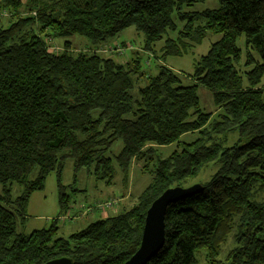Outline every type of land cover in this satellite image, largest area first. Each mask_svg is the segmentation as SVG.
Listing matches in <instances>:
<instances>
[{"label":"trees","instance_id":"trees-1","mask_svg":"<svg viewBox=\"0 0 264 264\" xmlns=\"http://www.w3.org/2000/svg\"><path fill=\"white\" fill-rule=\"evenodd\" d=\"M204 1L0 0V22L8 21L0 26V264L59 258L124 264L139 248L151 203L211 164L217 171L199 194L166 208L163 246L146 264H198L199 252L207 264H219L229 237L227 264H264V201H256L264 192V0H218L216 9L187 11ZM176 22L183 24L176 40H163L176 32ZM128 29L142 35L145 54L156 53L163 41L161 62L179 57L183 40L219 39L183 77L191 80L187 86L166 66L155 65L152 76L142 73L139 52L118 64L73 54L65 41V52L54 55L43 38L78 36L97 49ZM241 36L243 55L236 46ZM198 88L210 93L214 113L200 109ZM186 134L197 139L156 160L136 204L57 237L70 204L61 181L65 162H72L74 175L83 171L106 186L117 168L125 186L133 163L158 148L179 147ZM118 141L122 148L112 157ZM50 175L58 215L23 235L17 228L30 197L44 190Z\"/></svg>","mask_w":264,"mask_h":264},{"label":"rangeland","instance_id":"rangeland-1","mask_svg":"<svg viewBox=\"0 0 264 264\" xmlns=\"http://www.w3.org/2000/svg\"><path fill=\"white\" fill-rule=\"evenodd\" d=\"M218 7V0H205L201 4L194 5L189 8L187 11L201 13L206 10H213ZM8 21L6 19H1L0 26H6ZM176 24L175 33H167L163 37V40L168 37V39L176 40L177 33L181 30L183 24ZM199 26V23L196 24ZM47 44V49L51 48V53L54 55H60L65 52L64 42L67 41L70 44V50L73 54L78 53H91L100 56L103 59H112L118 64H128L132 57V52H139L141 54V72L145 73L147 76H152L156 74V66H166L173 70L179 75V77H187L192 72L193 65L197 60L205 55L210 47V45L216 42L219 39L217 35L208 34L201 42L197 43L193 38L183 40L182 43H179L178 47L184 46V52L181 50V55L179 57H168L165 61L161 62L158 60L159 53L158 50L163 46V41L155 46L156 53H143L141 47L143 46V37L141 34L136 33L133 29H128L115 38L109 40L107 45L103 44L97 49H92L88 43L78 37L72 36L67 39H55L51 36L43 37ZM243 36L236 40V46L242 51L243 55ZM113 43H117V46L123 49L122 54L115 52H109V47ZM69 50V51H70ZM156 61V63H155ZM185 82V85H190L191 80L185 78L182 79ZM142 81L137 82V85L140 86ZM260 87L264 88V76L260 82ZM197 97L199 99L200 109L204 113H214L215 109L212 105L210 93L203 89H197ZM217 113L213 115L212 118H215ZM197 139L195 134H186L180 137L179 147L175 144L161 147L156 149L154 153L146 156L143 161L135 162L131 165L130 173L128 175L127 184L122 185V175L118 172L117 168L115 169V174L111 185L106 186L104 183L95 181L92 177H89L85 172L80 171L76 175L73 174L72 162L69 160L65 162L64 168L62 171V184L65 186V195L67 196L68 201H70L69 206H67L65 214V221L59 220V232L57 237L66 238L70 234L84 229L90 223H93L99 220L101 217L115 215L116 208L112 211L108 210L102 215L101 211H97L96 208L98 205L105 203L109 199H121L127 196L126 202L122 204V209H129L131 205L136 204V199L144 188L150 183L152 178V173L154 170V165L158 158L164 159L174 151H179L182 144H189ZM234 141V138L230 137L228 144L231 145ZM122 148V143L120 141L116 142L110 150V156H116ZM114 165V164H113ZM115 167V165H114ZM142 167H145L144 169ZM217 171L215 165H208L204 167L198 176L189 180L183 185L184 188H188L193 185H206L210 178ZM19 189L14 186L12 188L11 195L12 197H17ZM256 201H264V192L260 193L256 197ZM30 211L24 216L25 220L22 227H18V232L23 233V235H29L35 230H39L47 227L51 220L57 215L58 206H57V190H56V181L54 175L47 177L45 181V187L42 192L34 193L29 200ZM73 213L68 212L72 209ZM71 207V208H70ZM91 209V211H89ZM117 209V213L122 211ZM68 210V211H67ZM89 212L84 216L86 212ZM68 212V213H67ZM67 213V214H66ZM61 216V217H62ZM77 216V220H71ZM39 217V218H37ZM233 247V241L229 237L227 243L222 247L220 254L218 256L219 264H227L225 262L226 255L230 249ZM204 252H199L194 255L198 264H207L203 258Z\"/></svg>","mask_w":264,"mask_h":264},{"label":"water","instance_id":"water-1","mask_svg":"<svg viewBox=\"0 0 264 264\" xmlns=\"http://www.w3.org/2000/svg\"><path fill=\"white\" fill-rule=\"evenodd\" d=\"M201 191L202 187L200 185H193L188 188H169L155 199L145 214L139 248L124 264L148 263L161 250L164 243L166 208L171 204L197 195ZM45 264H72V262L67 258H59Z\"/></svg>","mask_w":264,"mask_h":264},{"label":"built area","instance_id":"built-area-1","mask_svg":"<svg viewBox=\"0 0 264 264\" xmlns=\"http://www.w3.org/2000/svg\"><path fill=\"white\" fill-rule=\"evenodd\" d=\"M108 48H109V50H108L109 52H115V53H118V54H122L123 53V49H121V47L119 48L117 46V43H113ZM48 51L51 53V51H53V50H51V48H48ZM118 201H119L118 199H109L105 203L98 205L96 210H99V211H101L104 214L106 211L113 210L114 208H116V206L118 204ZM65 217L66 216L64 215V216L60 217L59 220L60 221H65L67 219ZM73 219L74 218H71V220H73Z\"/></svg>","mask_w":264,"mask_h":264},{"label":"crops","instance_id":"crops-1","mask_svg":"<svg viewBox=\"0 0 264 264\" xmlns=\"http://www.w3.org/2000/svg\"><path fill=\"white\" fill-rule=\"evenodd\" d=\"M22 4H24L25 3V1L26 0H19ZM126 199H127V196H125V197H123V198H121V199H118L119 201H118V204H117V206H116V211L115 212H113L115 215L117 214V209H119V210H121L122 209V204H124L125 202H126ZM132 206V205H131ZM130 206V207H131ZM30 204H29V202H28V205H27V209H26V213L28 212V211H30ZM129 207V208H130ZM71 208V207H70ZM122 210H127V209H122ZM73 211H74V209H73V206H72V209H70L68 212H71V213H73ZM89 211H91V210H89ZM98 211V210H97ZM110 211H112V210H110ZM89 212L87 211L85 214H84V216L85 215H87ZM57 215H58V211H57ZM56 215V216H57ZM102 215H104V214H102ZM55 216V217H56ZM107 217H109V216H106V217H101L100 219H105V218H107ZM37 218H39V217H37ZM73 220H77V216L75 217V219H73ZM27 221V220H26ZM23 226V224L22 225H20V227H22ZM19 227V228H20ZM36 231V230H35ZM21 234H23V233H21Z\"/></svg>","mask_w":264,"mask_h":264},{"label":"bare ground","instance_id":"bare-ground-1","mask_svg":"<svg viewBox=\"0 0 264 264\" xmlns=\"http://www.w3.org/2000/svg\"><path fill=\"white\" fill-rule=\"evenodd\" d=\"M108 48V47H107Z\"/></svg>","mask_w":264,"mask_h":264}]
</instances>
